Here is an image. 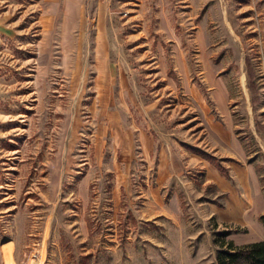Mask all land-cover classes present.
<instances>
[{
  "label": "rangeland",
  "instance_id": "obj_1",
  "mask_svg": "<svg viewBox=\"0 0 264 264\" xmlns=\"http://www.w3.org/2000/svg\"><path fill=\"white\" fill-rule=\"evenodd\" d=\"M231 148L264 193V0H0V264H218Z\"/></svg>",
  "mask_w": 264,
  "mask_h": 264
},
{
  "label": "crops",
  "instance_id": "obj_2",
  "mask_svg": "<svg viewBox=\"0 0 264 264\" xmlns=\"http://www.w3.org/2000/svg\"><path fill=\"white\" fill-rule=\"evenodd\" d=\"M220 134L226 143L234 141L235 137L229 125L225 127L217 123ZM143 151L150 153L152 141L148 137H142ZM240 155V151L228 150L219 152L222 159V166L226 169L223 172L218 166L206 161L204 163L205 175L208 181L215 183L222 189V207L214 204L212 212L219 214L225 222H231L247 228L249 239L246 242H253L264 238V225L259 219L264 214V193L261 188L252 184V167L241 164L239 161H232ZM168 151H163V162L168 164Z\"/></svg>",
  "mask_w": 264,
  "mask_h": 264
},
{
  "label": "trees",
  "instance_id": "obj_3",
  "mask_svg": "<svg viewBox=\"0 0 264 264\" xmlns=\"http://www.w3.org/2000/svg\"><path fill=\"white\" fill-rule=\"evenodd\" d=\"M228 232L229 230H223L222 234L226 235ZM224 237L217 253L218 264H264V240L254 241L243 247L236 246L232 240Z\"/></svg>",
  "mask_w": 264,
  "mask_h": 264
}]
</instances>
